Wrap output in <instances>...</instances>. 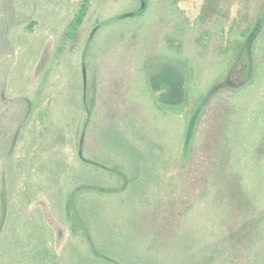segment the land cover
<instances>
[{
  "label": "rangeland",
  "instance_id": "obj_1",
  "mask_svg": "<svg viewBox=\"0 0 264 264\" xmlns=\"http://www.w3.org/2000/svg\"><path fill=\"white\" fill-rule=\"evenodd\" d=\"M140 2L0 0V202L11 208L9 234L40 216L54 250L68 253L78 240L54 207L56 194L69 183L111 180L103 169L88 171L92 160L126 161L130 189L91 195L86 212L111 257L264 264V40L254 47L263 62L255 83L217 89L204 119L188 109L184 138L180 120L160 113L148 88L161 104L184 107L189 70L164 52L192 58L196 74L210 81L216 59L230 40L243 39L264 0L222 1L205 13L207 0H148L139 15ZM81 9L84 20L69 35ZM258 17L260 30L264 13ZM242 60L235 77L246 80ZM85 90L93 117L82 144Z\"/></svg>",
  "mask_w": 264,
  "mask_h": 264
},
{
  "label": "trees",
  "instance_id": "obj_2",
  "mask_svg": "<svg viewBox=\"0 0 264 264\" xmlns=\"http://www.w3.org/2000/svg\"><path fill=\"white\" fill-rule=\"evenodd\" d=\"M222 1L225 3L228 0H207L202 13L208 11L209 4L210 6L212 4L219 6ZM147 6L148 0H141L140 6L136 11L137 14L142 15L147 9ZM263 13L264 10L261 14L258 13V15L260 16ZM85 15L86 12L84 9H81L75 15L69 24V35H72L73 32L78 30ZM258 15L257 17L254 15L249 17L250 22L248 27L241 30L243 37L242 40L229 41L232 43L225 47L221 56L215 61L210 81H204L200 75L196 74L197 69L192 58L183 55L180 51L172 50V52H164L165 55L178 59L189 70V76L187 77L185 87L186 105L184 107L163 105L158 101L156 94L150 86V82L148 88L151 93V103L159 109V112L163 113L169 119L176 118L180 120L182 127L181 138L187 136L189 129L190 119L188 109L192 112L200 109L199 119H204L206 111L211 106V103H213V98H215V95L219 92H216L217 89L224 91L225 87L228 91H239L243 88L247 89L251 84L255 83L257 79L256 76L263 65V62L257 58L254 50L255 44L264 40V26L260 30L256 28L259 19ZM30 28H32V26ZM243 57L247 59L246 61L249 64V70H247V72H249L246 80H241L235 77L242 64ZM230 77L231 81H240V83H229ZM84 96L85 98L83 97V99L89 115L84 123L85 130L83 129L81 133L83 135V138H81L82 144L85 141L86 131L90 128L91 118L93 117L92 108L87 102L88 98H86V90ZM114 161H110V164H103L99 160H92L86 165L90 167L88 169L89 172L100 171V169H103L108 173L107 176L109 179L111 178L112 180L113 177H118V179H121L122 181L120 186L111 184V180H108V182L105 181L104 183H101L102 181H87L84 185L81 183L78 185L69 183L64 188V191L61 189L56 194V198H54V207L56 208L57 213L66 218L71 235L78 240L76 246L73 244L68 246V253L63 255L58 254L54 250L52 246V232L49 230L45 220L41 219L40 216L38 217L40 220L31 217L26 219L24 223L25 226L23 227L24 232L21 230H15L11 237V234H9L8 231L9 224L11 223V208L7 202L1 201L0 210L2 221L0 222V264H64L62 263V260L66 257L69 258V263L66 264H126L111 257L107 252L101 249L102 247L96 242L94 236H92L90 222L86 219L87 209H93L95 205L93 199L90 198L91 195L124 194V192H127L128 189H130L129 187L131 182H133L134 173L132 174L129 169H127L129 168V162ZM124 162H126V165H124ZM33 199L34 197H30L27 204L32 203ZM25 238L30 239L31 243L23 244L22 241ZM6 255H8V260L5 259ZM58 261L59 263H57Z\"/></svg>",
  "mask_w": 264,
  "mask_h": 264
}]
</instances>
